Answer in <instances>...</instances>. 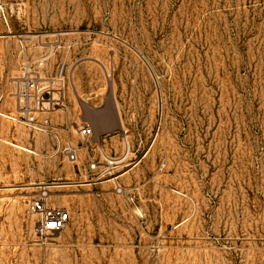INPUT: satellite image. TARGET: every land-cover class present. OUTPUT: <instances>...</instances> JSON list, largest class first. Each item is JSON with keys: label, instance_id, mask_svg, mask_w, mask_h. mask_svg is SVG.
I'll list each match as a JSON object with an SVG mask.
<instances>
[{"label": "rangeland", "instance_id": "1", "mask_svg": "<svg viewBox=\"0 0 264 264\" xmlns=\"http://www.w3.org/2000/svg\"><path fill=\"white\" fill-rule=\"evenodd\" d=\"M29 76L64 97L38 126ZM0 93V264H264V0H0ZM108 100L104 176L78 128Z\"/></svg>", "mask_w": 264, "mask_h": 264}, {"label": "built area", "instance_id": "2", "mask_svg": "<svg viewBox=\"0 0 264 264\" xmlns=\"http://www.w3.org/2000/svg\"><path fill=\"white\" fill-rule=\"evenodd\" d=\"M52 90L53 89L51 88H47L45 90L42 89L40 83L37 81V78L29 76L25 86H19L17 95L20 97V100L21 98L27 99V102H29V104L31 103V108H29L28 111L26 107L22 106L21 110H23L24 115H28H20L19 117L26 118L30 122H35V117L30 114L32 110L37 112L46 108H54L58 106L60 99L59 97L58 99L54 97ZM1 99L2 96L0 94V101ZM2 114L3 112L0 110V115ZM78 131L79 135L83 139L85 149L90 153L88 165L89 169L93 171L100 163L98 159H96L95 154L91 153L90 145L93 144L90 141L93 135V128L90 124L83 123L79 126ZM80 149L81 147L78 145L69 142L63 147V152L69 160L76 161L78 159ZM104 156H106L108 162L104 165L105 168L101 170V175H111L117 171V168L119 167V165H117L118 162L114 161L116 159L112 158V156H107L106 154ZM30 209L39 215L37 230L40 235L45 237L60 234L71 220L70 212L64 207L50 204L47 200V195L44 192L33 198L30 202Z\"/></svg>", "mask_w": 264, "mask_h": 264}, {"label": "crops", "instance_id": "3", "mask_svg": "<svg viewBox=\"0 0 264 264\" xmlns=\"http://www.w3.org/2000/svg\"><path fill=\"white\" fill-rule=\"evenodd\" d=\"M19 100L18 102L21 101ZM95 110V118H97L101 124L92 127L93 135L90 142L93 145H90L91 153L96 154L95 151L100 150L101 153L105 155L109 149H113L115 144L114 141L119 139L117 138V134H119L118 132H120V129L124 126V113L122 108L118 106V102L114 100H108V102H104L103 104H97Z\"/></svg>", "mask_w": 264, "mask_h": 264}, {"label": "bare ground", "instance_id": "4", "mask_svg": "<svg viewBox=\"0 0 264 264\" xmlns=\"http://www.w3.org/2000/svg\"><path fill=\"white\" fill-rule=\"evenodd\" d=\"M53 94H55V92H53ZM58 95H59V99H60V101H59V105L56 106V107H54V108H52V109H56V108L64 107V101H63V100H64V97H63V92H59ZM27 103H28V102H27ZM27 107H28V106H27ZM34 113H36V112H34ZM27 122L30 123V124H34L35 126H38V124H37L36 122H30L29 120H27ZM117 188H118L119 191H121V188H119V186H118Z\"/></svg>", "mask_w": 264, "mask_h": 264}]
</instances>
